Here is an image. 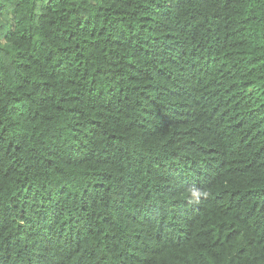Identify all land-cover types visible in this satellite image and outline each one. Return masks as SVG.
<instances>
[{"label": "trees", "instance_id": "trees-1", "mask_svg": "<svg viewBox=\"0 0 264 264\" xmlns=\"http://www.w3.org/2000/svg\"><path fill=\"white\" fill-rule=\"evenodd\" d=\"M0 264H264V0H0Z\"/></svg>", "mask_w": 264, "mask_h": 264}]
</instances>
